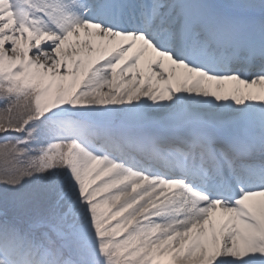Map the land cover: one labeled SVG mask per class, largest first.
I'll return each instance as SVG.
<instances>
[{
  "label": "snow or ice",
  "instance_id": "6c2138e0",
  "mask_svg": "<svg viewBox=\"0 0 264 264\" xmlns=\"http://www.w3.org/2000/svg\"><path fill=\"white\" fill-rule=\"evenodd\" d=\"M0 264H264V0H0Z\"/></svg>",
  "mask_w": 264,
  "mask_h": 264
}]
</instances>
